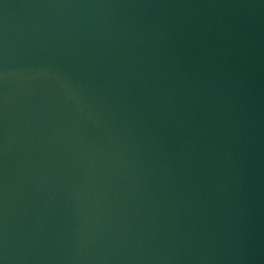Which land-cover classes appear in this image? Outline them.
<instances>
[{
  "label": "water",
  "instance_id": "obj_1",
  "mask_svg": "<svg viewBox=\"0 0 264 264\" xmlns=\"http://www.w3.org/2000/svg\"><path fill=\"white\" fill-rule=\"evenodd\" d=\"M0 264H264V0H0Z\"/></svg>",
  "mask_w": 264,
  "mask_h": 264
}]
</instances>
